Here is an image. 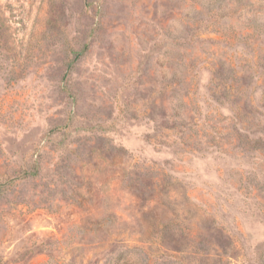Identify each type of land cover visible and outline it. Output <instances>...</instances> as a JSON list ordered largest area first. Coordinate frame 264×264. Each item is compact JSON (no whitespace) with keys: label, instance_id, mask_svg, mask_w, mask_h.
<instances>
[{"label":"rangeland","instance_id":"1","mask_svg":"<svg viewBox=\"0 0 264 264\" xmlns=\"http://www.w3.org/2000/svg\"><path fill=\"white\" fill-rule=\"evenodd\" d=\"M0 264H264V0H0Z\"/></svg>","mask_w":264,"mask_h":264}]
</instances>
